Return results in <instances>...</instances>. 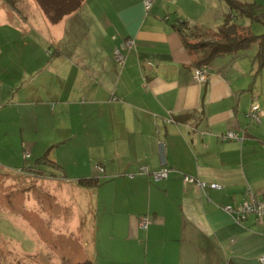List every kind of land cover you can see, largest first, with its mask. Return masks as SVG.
<instances>
[{
  "label": "crops",
  "instance_id": "crops-1",
  "mask_svg": "<svg viewBox=\"0 0 264 264\" xmlns=\"http://www.w3.org/2000/svg\"><path fill=\"white\" fill-rule=\"evenodd\" d=\"M35 13L23 19L0 6V145L18 146L25 175L54 197L57 213L31 207L45 208L49 235L69 239L63 255L88 264H260L264 220L236 222L223 210L248 199L246 186L264 201V114L247 115L254 101L264 112L257 44L214 58L200 83L174 27L179 19L214 31L241 12L224 0H152L148 9L144 0H84L56 24ZM10 32L39 42L9 44ZM227 131L239 139L221 138ZM142 166L171 171L154 181Z\"/></svg>",
  "mask_w": 264,
  "mask_h": 264
},
{
  "label": "rangeland",
  "instance_id": "rangeland-1",
  "mask_svg": "<svg viewBox=\"0 0 264 264\" xmlns=\"http://www.w3.org/2000/svg\"><path fill=\"white\" fill-rule=\"evenodd\" d=\"M14 1L16 12L26 17L25 19L32 18L31 16L36 15V11L44 13L43 6L37 0ZM238 1L249 6L246 9L248 14L241 12L233 18L234 22L232 24L245 29L249 34H264V0ZM41 2L44 3L43 5H47L54 14H57L63 10L64 6H69L74 0H42ZM63 2L65 3L63 7L62 5H56ZM221 4L224 6V12L227 13L226 4L222 2ZM3 5L12 11L11 7L0 0V6ZM55 5L56 7L53 8ZM13 12L17 14L15 11ZM189 27L192 28L191 25ZM2 29L3 31L7 30ZM9 36V44H38L37 42H39L34 39L39 37L35 34L25 39L15 38L11 32ZM202 39L206 38L197 36L194 41ZM6 78L4 77V79ZM16 148L18 146H13L5 141L4 144L0 145V264H88L85 261L73 262L72 259L63 255L64 246L70 244L66 235L53 234L52 232L49 235L47 233L44 223L41 219V221L39 220V218H43V212H46L45 208L38 209L37 212L36 208L31 207V203L36 201L40 203L38 204L39 207L41 204L46 205L50 211L57 213L58 210L53 209L54 197L25 175L26 169L23 168V160L22 162L19 160L20 152L16 151ZM23 155L24 158L28 157L26 154ZM28 159L26 163L30 161ZM46 163H49V161ZM59 210L61 212L60 208ZM59 227L62 228L63 225L60 224ZM48 235L50 239L55 236V240L47 243L46 238ZM56 252L60 254L56 256L54 261L52 257L56 255L54 254Z\"/></svg>",
  "mask_w": 264,
  "mask_h": 264
},
{
  "label": "trees",
  "instance_id": "trees-1",
  "mask_svg": "<svg viewBox=\"0 0 264 264\" xmlns=\"http://www.w3.org/2000/svg\"><path fill=\"white\" fill-rule=\"evenodd\" d=\"M2 1L7 6L11 7L12 11H17L16 3L14 0ZM41 1L42 0H37V2L43 6L42 8L49 21L52 24H56L64 16L76 11L81 6L84 0H74V2L71 3L69 6L66 5L67 7L64 6V2L61 4H56L62 5V7L64 6L63 10L57 14H54L52 10L49 9L47 5H43L44 3H42ZM224 1L228 4L230 12L236 9V12L239 11L248 14L246 9L249 6L245 3H241L238 0ZM56 5L53 8H55ZM17 15L19 14L17 13ZM19 16L23 19L26 18L21 15ZM229 16H227L223 24L214 31H204L197 28L196 26H191L192 28H190V25L187 21L179 19L174 23V27L182 36L185 46L187 47L189 54L192 57V65H194L195 67H205L214 58L224 54H233L239 50L250 47L253 43L257 44V53L254 56V59L258 62V64H264V34H249L245 29L239 28L237 25L232 24L233 22L229 20ZM197 36L204 37L206 39L194 41V38ZM51 52L53 53L54 51ZM81 183L87 182L84 181Z\"/></svg>",
  "mask_w": 264,
  "mask_h": 264
},
{
  "label": "built area",
  "instance_id": "built-area-1",
  "mask_svg": "<svg viewBox=\"0 0 264 264\" xmlns=\"http://www.w3.org/2000/svg\"><path fill=\"white\" fill-rule=\"evenodd\" d=\"M151 1L152 0H144V4H145L146 9L149 8ZM133 45H134L133 39H126V40H124V42L122 44V48L123 49H129ZM114 57L118 62H120V63L124 62L125 56H124V54L120 48L114 49ZM205 71H206L205 67H195L193 69V72H192L193 79L200 82V83H205V81H206V72ZM262 114H264V112H262L258 102L254 101L250 105V108L248 109L247 115L252 120L260 121ZM221 138H223V139H237V140L239 139L237 134H234L231 131H227L225 134H222ZM98 168L100 171L103 170L102 167H98ZM170 171H171V168H169L167 166H163L160 170H157V171H149V169L146 166H142L139 168V173L149 175L151 177V179L154 181L167 178ZM128 176L130 178L133 177V175H130V174ZM180 177L183 180V182H196L198 184V186L202 189H204L205 187H211L214 189L220 188L219 184H216V183L207 184V183L201 182L198 179H196L195 177H192V176L187 175V174H181ZM245 190L248 194L247 200L243 201L241 204H239L235 207L229 206V205L223 206V210L226 211L228 214H230V216H232V218L236 222H240L241 220H244L248 215H255L256 218L260 221L264 220V201H258L254 196V192L252 191V189L249 186H246ZM150 222H151V220L149 219V217L147 215H143V216L139 217V226L142 229H146L148 227V225L150 224ZM258 262L260 264H264V255H262L258 258Z\"/></svg>",
  "mask_w": 264,
  "mask_h": 264
}]
</instances>
